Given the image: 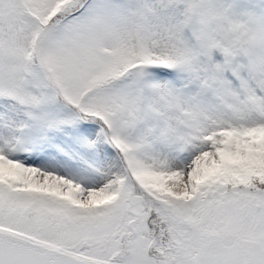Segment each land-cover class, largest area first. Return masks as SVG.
Wrapping results in <instances>:
<instances>
[{
  "label": "snow or ice",
  "instance_id": "snow-or-ice-1",
  "mask_svg": "<svg viewBox=\"0 0 264 264\" xmlns=\"http://www.w3.org/2000/svg\"><path fill=\"white\" fill-rule=\"evenodd\" d=\"M0 264H264V0H0Z\"/></svg>",
  "mask_w": 264,
  "mask_h": 264
}]
</instances>
